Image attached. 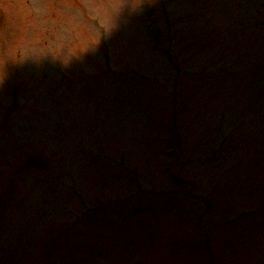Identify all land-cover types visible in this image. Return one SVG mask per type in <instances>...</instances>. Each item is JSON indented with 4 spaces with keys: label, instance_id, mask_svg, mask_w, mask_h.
Wrapping results in <instances>:
<instances>
[{
    "label": "rangeland",
    "instance_id": "obj_1",
    "mask_svg": "<svg viewBox=\"0 0 264 264\" xmlns=\"http://www.w3.org/2000/svg\"><path fill=\"white\" fill-rule=\"evenodd\" d=\"M170 1L179 34L187 36L179 35L183 57L193 68L180 75L178 89L177 130L186 136L188 167L164 154L169 131L149 123L173 119V92L153 82L157 75L169 82L171 69L151 45L138 0H0V192L15 173L25 176L21 201L0 213V264H199L202 194L212 197L204 221L212 227L210 264L219 258V264H264V0ZM83 6L90 18L100 17L112 63L127 76L100 69L99 34L81 16ZM79 61L91 77L79 72ZM59 62L72 78V93L54 107ZM216 65L230 73L211 74ZM139 73L147 79H137ZM6 80L30 103L12 126H4ZM221 136L228 137L225 149ZM94 139L99 156L105 145L111 153L126 151L132 177L142 172L148 194H167L118 203L135 183L82 153ZM44 145L55 153H45ZM28 159L36 161L29 170ZM179 177L196 181L200 199L190 197L189 183ZM73 178L80 202L68 191ZM87 202L102 203L82 223L89 236L62 235L51 243L52 224L71 221L65 209L79 214ZM166 233L180 241L176 247Z\"/></svg>",
    "mask_w": 264,
    "mask_h": 264
}]
</instances>
